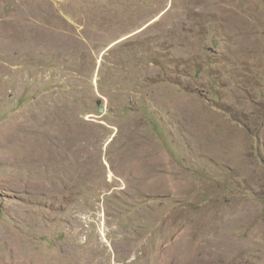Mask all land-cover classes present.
Masks as SVG:
<instances>
[{
    "label": "rangeland",
    "instance_id": "374dc122",
    "mask_svg": "<svg viewBox=\"0 0 264 264\" xmlns=\"http://www.w3.org/2000/svg\"><path fill=\"white\" fill-rule=\"evenodd\" d=\"M191 230L264 264V0H0V264H169Z\"/></svg>",
    "mask_w": 264,
    "mask_h": 264
},
{
    "label": "bare ground",
    "instance_id": "6f19581e",
    "mask_svg": "<svg viewBox=\"0 0 264 264\" xmlns=\"http://www.w3.org/2000/svg\"><path fill=\"white\" fill-rule=\"evenodd\" d=\"M199 2H200V0H199ZM192 6H193V4H192ZM223 8L225 9V7H223ZM221 12H223V11H221ZM221 12H219V13H221ZM26 127H27V125H25L24 123H19L16 126V130L17 131L25 130ZM5 135L9 138L16 136V134L14 132H6ZM60 139H61V143H60L59 149L60 150L66 149L69 153L68 157L65 160V164L67 166L72 167L74 172L75 171L77 172L79 170L81 171L82 166H83V159H81V158L76 159V158L69 157V155H72L71 151H70L71 148L69 150V147H72L74 141L78 140L80 143L79 146H76V148H75L76 151L81 152V150H82L83 138H82L81 132L79 134H77L76 132H73L70 130H63L62 134L60 136ZM18 141H19L18 147L22 150V152L26 151L25 154H24V152L22 153L20 150H19V153H17V158L20 161H22L23 159L26 158V154H28L32 150V148L29 146L32 139L24 138L23 133H22L21 135L18 136ZM9 152L12 153V151H9ZM68 176L69 177H67V179L70 178V175H68ZM110 176H111V174H110ZM194 233L195 232L193 230L189 231L187 233V238L185 240H182L180 243L175 244L173 246L172 250L169 252V254H171L169 264H216V262H217V260L215 258L216 255H215L214 250H213L215 241L212 239V237H210V238L209 237L208 238H199L200 236L198 237ZM124 251H126L125 255L128 254L129 248H125ZM187 254H189V255L187 256ZM163 259H164V255H163ZM163 259H162V255H160L156 261L157 264H164ZM11 264H23V263L13 261Z\"/></svg>",
    "mask_w": 264,
    "mask_h": 264
},
{
    "label": "water",
    "instance_id": "95a60500",
    "mask_svg": "<svg viewBox=\"0 0 264 264\" xmlns=\"http://www.w3.org/2000/svg\"><path fill=\"white\" fill-rule=\"evenodd\" d=\"M99 111H101V112H102V111H103V109H102V108H99Z\"/></svg>",
    "mask_w": 264,
    "mask_h": 264
}]
</instances>
